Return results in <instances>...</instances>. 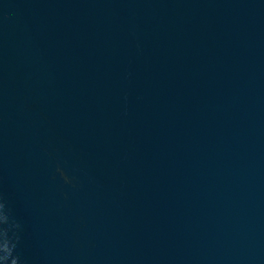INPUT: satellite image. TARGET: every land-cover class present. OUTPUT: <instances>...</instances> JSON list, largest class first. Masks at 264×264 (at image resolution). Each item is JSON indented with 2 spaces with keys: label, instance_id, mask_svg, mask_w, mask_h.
<instances>
[{
  "label": "water",
  "instance_id": "obj_1",
  "mask_svg": "<svg viewBox=\"0 0 264 264\" xmlns=\"http://www.w3.org/2000/svg\"><path fill=\"white\" fill-rule=\"evenodd\" d=\"M0 264H264V0H0Z\"/></svg>",
  "mask_w": 264,
  "mask_h": 264
}]
</instances>
